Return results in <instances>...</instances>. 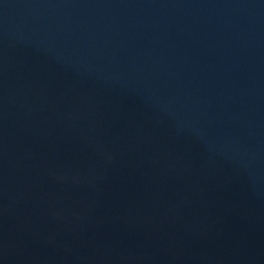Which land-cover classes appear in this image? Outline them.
<instances>
[{"label":"water","instance_id":"1","mask_svg":"<svg viewBox=\"0 0 264 264\" xmlns=\"http://www.w3.org/2000/svg\"><path fill=\"white\" fill-rule=\"evenodd\" d=\"M0 264H264V0H0Z\"/></svg>","mask_w":264,"mask_h":264}]
</instances>
